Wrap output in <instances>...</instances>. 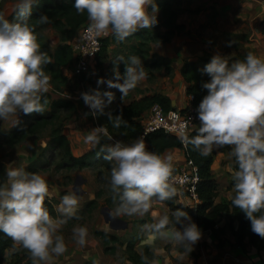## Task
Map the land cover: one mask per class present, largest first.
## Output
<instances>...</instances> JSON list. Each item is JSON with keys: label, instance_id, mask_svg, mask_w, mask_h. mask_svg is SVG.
<instances>
[{"label": "rangeland", "instance_id": "1", "mask_svg": "<svg viewBox=\"0 0 264 264\" xmlns=\"http://www.w3.org/2000/svg\"><path fill=\"white\" fill-rule=\"evenodd\" d=\"M95 1L100 3L105 0ZM152 1L154 0L143 1L147 22L142 25L161 31L164 27L160 25L162 18L160 9L148 7ZM205 1L209 3L211 0ZM169 2L177 11L175 21L180 26L170 38L173 36L172 38L181 40L183 44L191 41L190 39L202 42L200 49L203 54L198 55L195 60L201 70L207 72L210 87L216 98L232 108L236 118L238 117L236 115L245 113L244 116L248 120L253 105L261 113L264 85L259 88L255 70H251V65L255 54L264 59V45L261 44L263 46L260 47L256 44L250 45L243 31L228 32L220 27L221 25L215 20L216 13L212 2L206 3L204 7L200 4L195 5L200 3L198 0H169ZM141 3L142 0H122L119 18H125L128 8L138 7ZM18 5L33 8L37 4L36 0H0V59L11 71H15L16 65L23 62V59L15 35L4 24V20L6 14ZM201 9L202 12L196 14ZM157 24L159 26H156ZM139 26L141 25H135L126 32L110 34V40H116V37L128 40ZM38 30L50 49L59 43L58 33L51 26L49 16H44L38 23ZM261 35L264 39L263 33ZM251 37L255 36L251 35ZM259 41L261 40L259 39L258 43ZM216 52H219L218 57L212 54ZM146 60H154V65H158L155 68H152V65L149 67L153 69L152 72L144 63L146 74L153 80L157 78L160 82L165 81L163 76L169 74L171 70L168 59L153 54ZM241 68H245L242 73V76L246 77L243 86L238 80V72ZM94 70L96 69L91 67L86 74L89 76V84H80L77 81L79 77L77 79L66 77L68 79L64 83L56 84L54 90L48 74L37 76L32 73L21 87V93L11 100L10 94L3 95L0 85V165L4 173L0 184V206H10L8 210L16 215L13 221L12 239L15 244H19L21 239L23 249L21 252L6 249L1 257V264H135L126 258L131 252V249L126 248L128 244L137 252L143 245L153 248L157 256L147 264H192V256L195 252L188 246L187 238L182 243L175 240L173 229L181 228V225H171L164 219L165 203L146 194L136 200L121 202L111 197L112 175L118 164L122 162L124 154L136 145L120 148L119 152L122 155L118 158H113L111 152L103 157H88V163L83 166L69 163V158L63 156L61 151L48 147V132L55 125H59L62 132L63 129L71 128L74 130L73 134L81 136V139L76 143L73 141L72 145L75 148V145L79 144L83 149L78 154L72 153L73 156H79L94 147V137L99 131V126L105 123L107 115L105 114L107 107L100 103L101 97L98 96V91H92L93 84L90 78ZM213 70L214 73L210 74L209 72ZM225 70L232 75L230 79H222ZM64 71L69 73L67 69ZM234 79L237 83L225 85ZM45 88L55 96L65 93L75 100V107L58 108L53 116H49V106L46 103L33 102L34 93L45 91ZM83 91L91 100L92 111L85 104ZM223 93L226 94L224 99ZM103 95L105 99L108 98V95ZM39 116L45 118L43 124L22 129L13 138H8L6 134L8 129L17 124L26 127ZM112 134L113 138L121 142H133L124 135L115 132ZM68 136L67 134L66 137ZM106 143L110 150L113 145L111 140L107 138ZM222 162L226 163V159H215L217 166L215 172L221 173L216 176L219 180H215L220 183L226 178L228 184L235 176L234 169L232 162L221 166ZM26 166H29L31 173L25 171L20 174V168ZM176 166L177 164L174 167ZM164 169L166 168H158L157 173ZM124 171L127 175L120 177L121 183L137 181L136 170L126 166ZM224 185L226 183L220 187ZM36 198L45 199L50 204L49 212L41 215L38 211H32ZM110 213L112 218L104 219V215ZM123 221L124 226H122ZM97 229L118 235V241L107 242V245H113V249L104 250L105 245L94 233ZM35 232L40 236L46 234L47 244L33 241L32 235ZM178 247L181 249L178 250ZM187 249H191V253L187 252ZM211 264L220 263L215 261Z\"/></svg>", "mask_w": 264, "mask_h": 264}, {"label": "trees", "instance_id": "2", "mask_svg": "<svg viewBox=\"0 0 264 264\" xmlns=\"http://www.w3.org/2000/svg\"><path fill=\"white\" fill-rule=\"evenodd\" d=\"M121 1L105 0L98 3L95 0H36L37 5L33 8L21 5L13 7L6 14L4 24L14 33L23 62L16 65L15 71H11L0 59V85L3 95L10 94V100L16 97L32 73L37 76L48 74L53 90L56 84L64 83L67 78L63 69L72 59L69 39L81 24L91 21V16L96 11L102 13L109 28V35L102 38L93 63L94 68L100 70L106 57V41L110 34L115 35L120 25ZM148 7L160 9V25L164 29L159 31L147 25L135 28L134 34L139 39L135 47L136 52H145L148 41H168L175 29L180 27L175 21L177 11L169 0H154ZM44 16H49L51 26L58 33L59 43L52 49L44 42L38 30V23ZM244 69L241 68L238 72V80L242 86L246 80V77L242 76ZM180 74L185 82V93L191 94L189 102L202 117L198 128L187 133L184 143L177 136L161 130L147 133L144 137L146 144L128 150L122 162L118 164L112 175L111 197L120 202L136 200L143 194L160 198L166 205L164 219L171 225H181V228L173 229V236L178 243L194 236V226H199L208 229L217 238V243L225 240L221 235L227 231L233 237V245L241 248L249 245L264 253V146L248 135L245 127L233 115V109L216 98L210 87L207 72L201 70L195 59H184L180 65ZM79 79L89 84V76L80 74ZM38 101L49 106V116H53L58 108L75 107L71 98L52 96L51 91L46 90L34 93L33 102ZM153 102H157L165 110L172 108L168 96L157 91L110 107L103 123L105 132L99 130L94 137V147L79 156L72 155L68 139L59 125L50 128L48 147L61 151L63 156L69 158V163L86 165L88 157L108 155L107 134L113 137L112 133L115 132L131 141L134 140L141 130L140 118ZM44 122L45 118L39 116L26 127L15 125L8 129L6 134L10 139L18 131ZM210 136L214 137L218 150L231 152L232 168L235 172V176L227 184V187H232L230 196H220L217 201V182L210 171L215 151L206 146ZM174 146L182 148L185 159H191L197 168L198 180L194 191L198 202L193 206L178 201L176 192L158 179L157 169L160 167L162 153L166 148ZM126 166L137 171V181L131 188L122 187L119 180L127 175L124 171ZM28 167H21L19 173H31ZM3 178L4 173L0 165V184ZM33 205L32 211H38L41 215L49 212L51 207L42 198H36ZM9 207L0 206V264L6 249L20 252L23 250L21 239L19 244H15L12 239L16 215L8 210ZM222 216L225 218L224 223L216 226ZM184 218L189 220H182ZM94 233L105 245L104 250L113 249V245H107V242L119 239L118 235L103 230L97 229ZM37 234L35 232L32 235V240L47 244L48 236ZM25 240L23 241L26 242ZM126 248L131 249L126 258L135 264H147L157 256L148 245H143L139 252L132 250L130 244L126 245ZM180 249L178 247V250ZM187 252L191 253V249H187ZM262 260L264 261V257Z\"/></svg>", "mask_w": 264, "mask_h": 264}, {"label": "crops", "instance_id": "3", "mask_svg": "<svg viewBox=\"0 0 264 264\" xmlns=\"http://www.w3.org/2000/svg\"><path fill=\"white\" fill-rule=\"evenodd\" d=\"M143 1L145 0H142V3L138 7L131 6V8H128L125 13L127 14L125 18H120L121 21L119 30L117 31L118 33L126 32L135 25H142L147 22L146 16L144 15L145 2L143 3ZM198 1H200V3H196V6L200 4L204 7V5L206 6V3H208L206 1L204 2V0ZM210 2H212L216 13L215 20L218 25H221L220 27L228 32L243 31L248 40L247 43L250 45L256 44L257 46L259 45L258 47L264 45V39L261 38V33L264 35V0H211L209 3ZM201 12L202 9L196 14L199 15ZM91 20L106 25V21L100 11L93 13ZM77 29L70 39L75 36ZM251 35L255 37H251ZM130 37V40H123L117 37L115 38L116 40H110L111 38L109 36L105 45L106 57L102 63L101 69L94 70L91 73L90 79L93 84L92 91H98V96L101 97L100 103L106 105L107 109L105 110V114H108L110 107L126 103L132 98H137L151 91H157L168 96L172 107L183 106L187 100V94L185 93V82L180 74V65L184 59H196L198 55L203 54L200 49L202 42L200 43L190 39L192 42L187 41V43L183 44L181 40L175 37L172 38V36L169 41L165 42L148 41L145 52H136L135 47L139 39L135 34H131ZM259 39L261 41L258 43ZM153 54L168 59L169 68H171V70L169 74L163 76L165 81L160 82L157 78L153 80L144 70V63L147 65L146 68L152 72L153 69L149 67H151V65L153 66L152 68L158 66L154 65V60H146V58L150 59ZM212 54L218 57L219 52ZM252 61L251 70H255L254 74L257 76L259 88H261L262 85H264V59L262 60L261 56L255 54ZM156 62H158V60ZM258 63L261 65L259 66ZM209 73H214V70ZM231 76L228 70H225L222 79L227 80L228 78L230 79ZM235 79L225 83V85L228 86L237 83ZM44 90L50 91L46 88ZM51 94L52 96L54 95L52 92ZM103 94L108 95V98L105 99ZM262 95L264 97V90ZM225 96L226 94L223 93V99ZM72 101L76 105L75 100ZM260 110L261 113L256 110L253 105L249 111L248 120H246L244 116L245 113L236 116H238V121L245 127L248 135L257 143L264 146V102L261 104ZM73 131L74 130L71 128L63 129L64 134H66V136L67 134L69 135L67 138L71 153L78 154L83 148H81L79 144H76L75 148H73L72 144L73 141L75 143L78 142L81 136H78L76 133L73 134ZM206 143V146L213 148L215 151L210 164V171L216 179V176L221 173L215 172V168L217 167L215 165V159H226V163H221V166H225V164L232 162L231 152L218 150V145L213 136L208 137ZM145 144L146 142L143 140L134 147H141ZM119 150L121 149L111 147L109 152H111L113 158H118V156L122 155ZM184 159V151L182 148L175 146L168 147L162 153L159 168L174 167L176 164L183 162ZM233 173L235 172L233 171ZM223 183H226V185L220 187ZM231 191L232 187H227L225 178L223 182L217 183V195L215 200L217 201L220 196L228 198ZM175 192L177 193V199L184 202V204L193 206L198 202L197 198H191L185 193L178 194L177 191ZM153 199L162 201L160 198ZM224 220L225 218L223 216L220 217L216 222V226L222 225ZM194 227L196 235L187 238L188 246L195 252V255L192 256V264H211V262L215 261L220 264H264L262 260L264 253L262 251H256L249 245H245L244 248L233 245V237L227 231L222 234L225 240L222 243H217V238L214 237L208 229H202L199 226Z\"/></svg>", "mask_w": 264, "mask_h": 264}, {"label": "built area", "instance_id": "4", "mask_svg": "<svg viewBox=\"0 0 264 264\" xmlns=\"http://www.w3.org/2000/svg\"><path fill=\"white\" fill-rule=\"evenodd\" d=\"M109 35V28L106 25L88 21L81 24L75 36L69 40L72 52V59L63 69H67L65 73L68 78H78L80 74L86 75L91 67H94L96 53L98 52L102 38ZM67 78V79H68ZM80 84L87 85L86 82L77 80ZM85 95V104L91 109V100ZM62 97H67L65 93H60ZM191 94H187V100L181 107H172L163 109L157 102H153L145 113L141 116V130L138 136L131 143H124L113 138L110 134L107 137L112 142V147L125 148L127 146L138 145L144 140L147 133L155 130H161L177 136L182 143L185 142L187 133L198 128L202 117L196 112L194 106L189 102ZM93 115V114H92ZM99 130L105 132L103 126H99ZM158 179L167 187L179 193H185L191 198H196L195 184L198 180L197 168L191 159H184L183 162L177 164L176 167L166 168L158 173Z\"/></svg>", "mask_w": 264, "mask_h": 264}, {"label": "water", "instance_id": "5", "mask_svg": "<svg viewBox=\"0 0 264 264\" xmlns=\"http://www.w3.org/2000/svg\"><path fill=\"white\" fill-rule=\"evenodd\" d=\"M134 185V182L133 181H130V182H128V183H126V184H121V186L122 187H124V188H131L132 186ZM106 210H107V208H106ZM107 217H110V218H112V214L110 213V214H105L104 215V219H107ZM118 219V218H117ZM120 220V219H119ZM110 225H112V226H114V227H117V226H115V225H113V224H111L110 223ZM125 225V222L123 221V225L122 226H124Z\"/></svg>", "mask_w": 264, "mask_h": 264}]
</instances>
